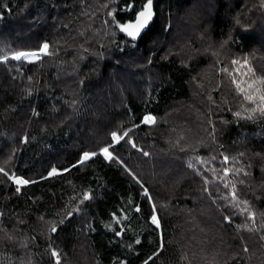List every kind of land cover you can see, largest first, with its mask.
<instances>
[{"label":"trees","instance_id":"obj_1","mask_svg":"<svg viewBox=\"0 0 264 264\" xmlns=\"http://www.w3.org/2000/svg\"><path fill=\"white\" fill-rule=\"evenodd\" d=\"M145 3L0 0V264H264V0Z\"/></svg>","mask_w":264,"mask_h":264},{"label":"snow or ice","instance_id":"obj_2","mask_svg":"<svg viewBox=\"0 0 264 264\" xmlns=\"http://www.w3.org/2000/svg\"><path fill=\"white\" fill-rule=\"evenodd\" d=\"M152 4H153V0H146V3L143 6V10L139 12L138 16L136 17L135 22L134 23H129V24H126V25H121L120 26L121 31L127 33L128 36H130L133 39H135L140 34L141 30L144 27H146L147 24L149 23V21L152 19V16H153ZM47 49H48V45L44 44L42 50L45 51V53H46ZM29 56L35 57V56H37V53L17 52L13 56V59L19 60L22 57L28 58ZM233 63L236 64V63H238V61L234 60ZM234 82H235V80H234ZM249 86L251 87V85H249ZM237 88L240 89V91H243V89L240 88L239 84H237ZM245 99H247L249 101H253V102L255 101V97H253L251 95L245 96ZM259 99L261 101H264V95H261L259 97ZM259 110H260L261 114H264V107H261ZM236 115L239 116L240 113H236ZM144 121H145V123L154 122L155 118L151 117V116H147V117L144 118ZM124 135H127V133H124ZM113 139L114 140H119L120 137L116 133H113ZM133 146H135V145H133ZM102 152L107 158H109V159L112 158V154L109 152L108 148H104L102 150ZM93 155H95V154L94 153L93 154L84 153L83 159L80 162L83 163L84 160L90 159L91 156H93ZM145 155H147V153H145ZM225 161H227V157H225ZM2 171H3V169H0V172H2ZM55 172H56V169H53L52 173L54 174ZM15 182L18 185L29 183V181L23 180V179H16ZM17 190H19V189H17ZM88 198L89 197L86 195L85 199H88ZM153 223H157V220H156L155 217L153 218ZM52 230L55 231V228H53ZM137 242L139 243V241H137ZM53 256H58V253L53 252ZM57 264H59L58 260H57Z\"/></svg>","mask_w":264,"mask_h":264},{"label":"water","instance_id":"obj_3","mask_svg":"<svg viewBox=\"0 0 264 264\" xmlns=\"http://www.w3.org/2000/svg\"><path fill=\"white\" fill-rule=\"evenodd\" d=\"M143 8L141 10H139L135 16V18L133 20H130V21H127L126 23H124L123 25H126V24H129V23H134L135 20H136V17L138 16L139 12L142 11ZM152 10H153V16H152V19L149 21V23L147 24L146 27H144L140 34L134 39L135 41H138L140 39V37L145 34L149 28L151 27V25H153V23L155 22L156 18H157V11H156V8H155V0H153V4H152ZM123 34H126L125 32L122 31ZM132 38V37H131ZM58 230V227L55 228V231H53L54 233H56Z\"/></svg>","mask_w":264,"mask_h":264},{"label":"rangeland","instance_id":"obj_4","mask_svg":"<svg viewBox=\"0 0 264 264\" xmlns=\"http://www.w3.org/2000/svg\"><path fill=\"white\" fill-rule=\"evenodd\" d=\"M44 44H47L48 45V49H47V53L46 54H40L39 55V57H41V56H44V55H49L50 54V52H49V44L48 43H44ZM43 44V45H44ZM42 49H43V46H42ZM42 49L41 50H38V51H22V52H41L42 51ZM49 53V54H48ZM15 54H13L12 56H14ZM35 61V60H34ZM27 62H32V61H27ZM149 116H151V117H154V116H152V115H149ZM145 122V121H144ZM153 122H149V123H147V124H152ZM120 140V139H119ZM119 140H115L116 142H118ZM109 150V149H108ZM100 153H102L103 154V152H102V150H100L99 151ZM110 152V151H109ZM111 153V152H110ZM89 154H93V153H89ZM95 154V153H94ZM104 155V154H103ZM92 157V156H91ZM104 157L106 158V159H108V160H110L109 158H107L105 155H104ZM85 161V160H84ZM53 174V173H52ZM156 220H157V225H159V221H158V218L156 217Z\"/></svg>","mask_w":264,"mask_h":264},{"label":"built area","instance_id":"obj_5","mask_svg":"<svg viewBox=\"0 0 264 264\" xmlns=\"http://www.w3.org/2000/svg\"><path fill=\"white\" fill-rule=\"evenodd\" d=\"M25 53H37V56L35 57H32V56H29L28 58H24L22 57L21 59L17 60V61H20V60H25V61H34V60H37V58L39 57L40 54H46L47 53V50H46V53L45 51H41V52H25ZM49 54V53H48Z\"/></svg>","mask_w":264,"mask_h":264}]
</instances>
